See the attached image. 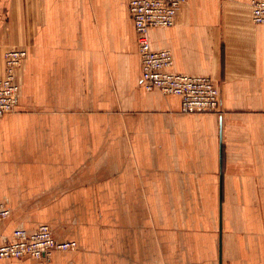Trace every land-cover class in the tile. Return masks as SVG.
Masks as SVG:
<instances>
[{
  "label": "crops",
  "instance_id": "crops-1",
  "mask_svg": "<svg viewBox=\"0 0 264 264\" xmlns=\"http://www.w3.org/2000/svg\"><path fill=\"white\" fill-rule=\"evenodd\" d=\"M253 0H188L150 30L223 111L142 84L130 0H0L4 55L26 49L0 117V203L17 229L77 247L0 264H264V25Z\"/></svg>",
  "mask_w": 264,
  "mask_h": 264
},
{
  "label": "built area",
  "instance_id": "built-area-1",
  "mask_svg": "<svg viewBox=\"0 0 264 264\" xmlns=\"http://www.w3.org/2000/svg\"><path fill=\"white\" fill-rule=\"evenodd\" d=\"M188 0H130L142 60V84L147 90H159L166 95L182 98L185 113H216L223 109L219 86L206 76L179 74L172 71L174 58L169 50H155L150 39L154 27H173ZM252 16L256 24L264 25V0L252 1ZM28 56L25 49L5 54V71L0 76V117L12 112L18 103L20 84L18 71ZM11 215L9 208L0 203V227ZM77 247L76 241L59 242L49 226H41L35 233L17 229L12 239L0 245V259L30 257L50 260L55 251Z\"/></svg>",
  "mask_w": 264,
  "mask_h": 264
},
{
  "label": "bare ground",
  "instance_id": "bare-ground-1",
  "mask_svg": "<svg viewBox=\"0 0 264 264\" xmlns=\"http://www.w3.org/2000/svg\"><path fill=\"white\" fill-rule=\"evenodd\" d=\"M252 10H253V9H252ZM176 24H177V23H176ZM176 24H175V25H176ZM175 25H174V26H175ZM154 28H156V27H154ZM25 50H26V49H25ZM27 52H28V51H27ZM172 55H173V54H172ZM27 57H28V56H27ZM173 66H174V65H173Z\"/></svg>",
  "mask_w": 264,
  "mask_h": 264
},
{
  "label": "rangeland",
  "instance_id": "rangeland-1",
  "mask_svg": "<svg viewBox=\"0 0 264 264\" xmlns=\"http://www.w3.org/2000/svg\"><path fill=\"white\" fill-rule=\"evenodd\" d=\"M27 59V58H26ZM4 61H5V55H4Z\"/></svg>",
  "mask_w": 264,
  "mask_h": 264
}]
</instances>
